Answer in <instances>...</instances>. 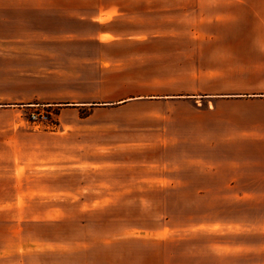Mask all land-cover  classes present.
<instances>
[{"label":"crops","instance_id":"crops-1","mask_svg":"<svg viewBox=\"0 0 264 264\" xmlns=\"http://www.w3.org/2000/svg\"><path fill=\"white\" fill-rule=\"evenodd\" d=\"M0 7L63 23L55 37L77 46L79 67L98 75L84 84L132 87L104 104L135 111L127 127L135 139L117 146L166 157L158 167L168 193L196 203L184 201V221L153 237L167 245L154 264H264V0H0ZM96 242L82 245L87 257H64L57 243L55 264L127 260L93 257L111 238ZM8 248L0 256L16 253Z\"/></svg>","mask_w":264,"mask_h":264},{"label":"rangeland","instance_id":"rangeland-1","mask_svg":"<svg viewBox=\"0 0 264 264\" xmlns=\"http://www.w3.org/2000/svg\"><path fill=\"white\" fill-rule=\"evenodd\" d=\"M9 8L0 7V253L10 245L16 253L0 264H55L57 243L64 257H87L88 237L111 238L93 257H127L121 264L167 257L153 237H167L169 221H184L185 202L196 203L168 193L158 167L166 157L117 146L135 139L127 133L135 111L104 104L132 87L84 84L98 75L79 67L77 46L55 37L63 23Z\"/></svg>","mask_w":264,"mask_h":264}]
</instances>
